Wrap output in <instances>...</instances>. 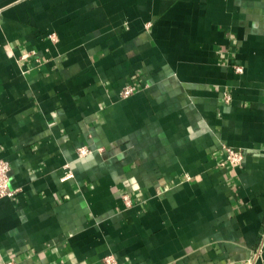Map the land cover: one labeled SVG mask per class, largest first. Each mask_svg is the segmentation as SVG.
<instances>
[{
    "label": "crops",
    "instance_id": "0c3cea01",
    "mask_svg": "<svg viewBox=\"0 0 264 264\" xmlns=\"http://www.w3.org/2000/svg\"><path fill=\"white\" fill-rule=\"evenodd\" d=\"M0 157V264H264V0H0Z\"/></svg>",
    "mask_w": 264,
    "mask_h": 264
},
{
    "label": "built area",
    "instance_id": "2783aa9c",
    "mask_svg": "<svg viewBox=\"0 0 264 264\" xmlns=\"http://www.w3.org/2000/svg\"><path fill=\"white\" fill-rule=\"evenodd\" d=\"M52 36V34H50ZM236 72H242L243 67L240 65H233ZM135 91V88L131 84L124 85L119 95L121 98H126L130 96ZM223 100L229 102L231 100V94L228 91L223 92ZM78 149V155L84 156L89 152V149L86 146H80ZM222 149L224 151V157L220 161L221 165H228L230 167L237 166L241 163L243 159V151L241 148H237L230 145H223ZM10 170L11 166L8 160L0 157V198L13 196L15 189L10 187ZM72 176V173L68 171L65 174V177ZM121 201L123 206L129 207L132 206L133 201L129 194L123 193L121 196ZM103 264H118L115 256L111 253L106 254L103 259ZM4 264H13L12 260L6 261Z\"/></svg>",
    "mask_w": 264,
    "mask_h": 264
}]
</instances>
